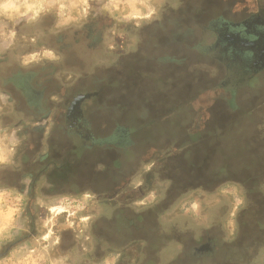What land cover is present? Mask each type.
I'll return each instance as SVG.
<instances>
[{
  "label": "rangeland",
  "instance_id": "374dc122",
  "mask_svg": "<svg viewBox=\"0 0 264 264\" xmlns=\"http://www.w3.org/2000/svg\"><path fill=\"white\" fill-rule=\"evenodd\" d=\"M236 1L227 18L245 19L247 14L234 13L247 7L264 21V0H256L257 5L254 0ZM188 2L198 0H0V264H189L193 258H176L180 241L188 249L204 233L219 238L220 245L237 231L240 244L248 246L252 234L259 240L256 252H264V70L253 86L240 89L235 85L247 84L246 76L225 79V60L219 53L194 51L182 69L167 70L172 64L161 60L164 49L153 48L150 40L160 27L171 26L175 11ZM207 23L204 17L196 22ZM85 26L91 27L87 37L82 33ZM85 38L100 45L85 50ZM213 41L208 34L205 44ZM130 52L139 54L131 66L125 56ZM154 52L160 58L152 61ZM25 75L28 88L40 93L38 104L27 100L28 88L18 83ZM169 79L175 85L170 89ZM183 89L182 101L166 110ZM93 92L98 95L85 108L90 132L97 137H110L117 126L132 128L118 104L130 105L136 114L137 145L134 155H125L124 147L117 149L119 174L98 175L95 170H101V164L89 165L83 178L78 173L82 190L52 188L44 181L36 192L8 188L18 184L16 173L26 172L19 156L31 139L24 127L48 123L41 118L45 113L54 115L63 102L66 106L78 94ZM215 100L229 101L241 113L230 133L236 148L226 151L236 164L233 174L228 180L192 181L183 190L167 192L169 183L160 170L166 171L168 154L179 146L178 138L207 131L208 109ZM31 114L40 119L34 123ZM147 120L153 124H145ZM61 123L51 137L65 145ZM16 157L19 161L13 163ZM214 158L219 156L209 162ZM53 178L67 186V178ZM157 204L163 211L156 218L150 206ZM252 253L232 256L251 260ZM219 254L222 260L229 257ZM256 260L249 264H264V253Z\"/></svg>",
  "mask_w": 264,
  "mask_h": 264
},
{
  "label": "trees",
  "instance_id": "16d2710c",
  "mask_svg": "<svg viewBox=\"0 0 264 264\" xmlns=\"http://www.w3.org/2000/svg\"><path fill=\"white\" fill-rule=\"evenodd\" d=\"M197 1V0H196ZM256 0L253 1V3ZM237 1L236 0H198L197 3H189L180 7L179 10L175 11L176 19L175 22L168 26L166 29L163 27H160V32L156 34H152V47L159 49H164L163 54H161V60L165 61L166 63L172 64L169 67V69L174 68H180L182 69L181 64H186L187 60L193 59V52H198L199 54H206V53H212L211 56L219 53V50L214 47V43L212 44H205V38L206 36L215 37L216 33L214 30L221 27V23H235L234 21L227 18L229 15V11L231 10V6H236ZM257 5V2L254 3ZM246 8V7H244ZM215 9V10H213ZM237 17L241 15L240 11H236L234 13ZM202 17L207 18L208 23L203 26H198L196 22L200 20ZM169 20V17L167 18V21ZM196 21V22H195ZM240 21V20H237ZM240 23V22H238ZM220 24V26H219ZM181 25V29L179 30V26ZM193 25H197L198 27H195ZM219 26V27H218ZM231 28V26H229ZM86 31L82 32L84 37L88 36V33L90 31L91 33V27L86 26ZM197 30V31H195ZM195 32H199V36ZM201 34V35H200ZM205 34V37L202 35ZM98 36V34H96ZM89 38V37H88ZM98 38V37H97ZM79 43V42H78ZM92 43V40L88 39L84 42V49L85 50H94L98 48L100 43L96 44H90ZM80 44V43H79ZM144 47V43L143 46ZM151 47V48H152ZM208 51V52H207ZM136 52V50H135ZM144 50L141 52L143 53ZM139 54H135L133 52L125 54L126 57L130 58L129 60V66L134 65L136 63V57ZM208 55V54H207ZM250 55V54H249ZM155 52L152 54L151 59L158 60L160 57H154ZM210 57V56H209ZM225 60V59H224ZM223 60V61H224ZM226 61V60H225ZM226 69V62H223ZM170 70L169 72H172ZM248 71H256L253 76L250 77L248 80V84H254L257 81L258 77V70L256 68L254 69H247ZM245 71V70H244ZM147 73V72H146ZM27 75L20 77L19 79V85L28 88L30 85L26 84L28 82ZM147 77V76H146ZM199 79V78H198ZM181 80H178V82ZM199 81V80H198ZM167 87L170 89L174 87L173 80L169 79L167 81ZM180 86V84L176 85ZM187 89H183L181 93L177 92L172 97V102L166 105L167 109H172L175 102L182 101V97L185 96V91ZM36 92V91H35ZM171 92V91H169ZM24 94V93H23ZM36 96L31 92V90L28 88L26 89V98H30V103L38 104L40 101V94L38 92L35 93ZM195 97V96H193ZM120 112L122 116L125 115L128 117V119L133 118L134 114V108H131L130 105H119ZM134 107V106H133ZM169 107V108H168ZM129 108V109H128ZM236 108V106L231 104V102H222L219 103V100L213 101V103L209 106L208 109V119H211L213 123H211V127H207V131H201L199 135L197 136H189L188 139L178 138L177 142H179V146L177 149H175L173 152L168 154L167 160L169 162L165 165L166 171L160 170L162 174V178H164L168 183L167 192L172 189L180 190L184 189V186L187 185L188 182H207L210 181L214 183L218 180H228L230 179L231 175L233 174L234 165L230 167L228 165L229 163L223 162L221 164L222 166L218 168H212L211 166L208 167L209 158H211V155H219L223 158L226 157L225 150L227 149V141L228 138H226V134L230 135V133L233 131V127L237 125V119L240 118V113ZM139 119V117H138ZM235 123H233L234 121ZM144 121V120H143ZM210 122V120H209ZM145 124H153L152 120L145 121ZM126 131H120L118 133V137L114 138V142H117V145L114 143V147L121 149L124 147V154L125 155H134V149L137 145V142L133 141L131 139V134L129 129H123ZM120 134V135H119ZM183 140V141H182ZM233 141H230L232 143ZM119 144V145H118ZM121 153V152H120ZM218 161V159H217ZM117 163L119 164V160H116L114 162V166H117ZM228 165V166H226ZM119 166V165H118ZM208 167V170L206 169ZM242 167V166H240ZM166 192V193H167ZM160 203H163L160 202ZM158 206L160 204H157L150 208V211H152V214H155V217L160 214V212L163 211V209L158 210ZM158 210V211H157ZM154 217V215H153ZM157 218V217H156ZM131 222V221H130Z\"/></svg>",
  "mask_w": 264,
  "mask_h": 264
},
{
  "label": "crops",
  "instance_id": "0c3cea01",
  "mask_svg": "<svg viewBox=\"0 0 264 264\" xmlns=\"http://www.w3.org/2000/svg\"><path fill=\"white\" fill-rule=\"evenodd\" d=\"M238 10V9H237ZM238 11L241 12V15H243V13H245V15L247 14L245 19H242L240 21H235V23H226L223 22L225 24H239L240 23H244L249 21V19L253 16H255L256 14H252V10H250L249 8H241ZM257 20H259L262 24H264V21H261L258 17H256ZM222 25V23H221ZM214 43V42H213ZM220 55V54H219ZM226 62V61H225ZM259 71L264 70V65L262 66H258L256 68ZM225 79H228L230 81L233 80V78H239V76H246L245 82L247 83L248 80L250 79L251 76H253L255 74V72H250V71H244V70H239V71H234L232 72V68H227L225 69ZM234 74V75H233ZM260 74V72L258 73V75ZM238 81V80H236ZM254 85V84H253ZM252 84H241L237 83L235 85V87H237L236 89H240L246 86H253ZM35 91V90H33ZM38 92V91H36ZM39 93V92H38ZM40 94V93H39ZM98 95V92H93L92 94L89 95H85V94H78L77 96H75L72 100V102L68 105L66 104V106L63 104L61 105V108H59V111L56 112V114H52L51 111H48L47 113H45L44 116H42L41 118H43L46 122V124H40L38 122V124H33L36 125V127H39L37 125H40V134H42V136L40 137V145L36 146L35 148H33V150L30 152V154H25L23 153L22 155L19 156V158H21L22 156V165L24 166V169L26 170V172H31V175L33 177H35V184L34 187L32 188V191L34 190V192H36L35 190L37 189V187L39 186V183L41 182H45V183H49V187L55 188V187H65V188H76V190H82L83 188H85V186H83L84 184H82V182H80L81 180L78 179L79 178V174L81 172V176L83 178V176H85L86 174H88L87 170V166H91V167H98L101 164V170H95V172L99 175H103L104 172L107 174H112L113 176H115L116 174H119L120 169H118L117 166H114V162L116 160H119V154L116 147H114V143L117 145V142H114V138L118 137V133L120 131H123L126 133L125 130L123 129H129L130 131V136L131 139L133 141H137L136 140V125L137 124V120L136 117L133 115V119H127V123L131 124L133 123L132 128L130 126H117V128L114 129L112 135L108 138H103V137H97L96 132H90L92 131V129L89 126V122H87V111L85 108V103L88 100H93L96 99ZM80 96H84L82 99L79 100L78 104L76 106L75 105V99L77 97ZM87 99V100H86ZM66 99H64L65 101ZM38 106V105H37ZM36 106V107H37ZM63 110V112H62ZM239 111V109H238ZM237 111V113H238ZM39 112V111H37ZM240 112V111H239ZM61 114V115H60ZM241 114V113H240ZM29 116V115H28ZM33 119V122L36 123L39 119L37 117H35L34 115H30V119ZM76 124L81 123V127L79 129H75L73 128V126L70 125V120H74ZM61 120V125H64V130H62L63 132V136L65 138V145H60L58 144L56 141L55 143L53 142V139L51 137L52 132H55V127L56 124H58V122H60ZM210 120V122H209ZM234 121V120H233ZM237 125H239L241 118L237 119ZM206 123L208 124V128H210L212 120L211 119H207ZM235 123V121L233 122ZM130 124V125H131ZM52 125V126H51ZM48 126H50V132H46V129L48 128ZM76 126V125H74ZM33 126L29 127L32 128ZM120 135V134H119ZM234 135V134H233ZM62 136V135H60ZM51 137V138H50ZM67 137H70V139H68ZM72 137H76L75 139ZM35 138H37V136H35ZM226 138L230 139L228 141V143H230V141H232L231 138H233L231 135L226 134ZM51 139V140H50ZM72 139L71 145L68 146L67 142H69ZM62 141V140H60ZM76 141V142H75ZM46 143V148L42 149L43 146H45ZM119 145V144H118ZM242 148V144H240ZM227 147H232L233 150L236 148L235 144L230 143L227 144ZM37 148V149H36ZM230 149V148H229ZM51 150L52 152L50 153L49 157H52V160L50 163H48V166H44L42 167L41 165H39L38 163H36V167L35 169L33 168L32 170L26 165V163H31L34 161L35 157L39 156V155H45L47 154V152ZM227 151V149L225 150V152ZM235 154V152H234ZM218 155V154H217ZM233 155V153H232ZM25 156V157H24ZM214 156L211 155V157ZM219 156V155H218ZM226 159H224L223 162L229 163L228 165H230V167L233 166V164H235V162H231V158L228 155H226ZM223 158L219 156V159ZM210 159V158H209ZM218 159V160H219ZM19 159L17 160V157L15 159V161L13 163H18ZM216 163L218 164V161L216 158H214V160L211 161V163L209 162V166H213V164ZM226 165V166H228ZM222 166L221 164H219L217 166L220 167ZM93 167V168H94ZM215 168V167H213ZM85 169V170H84ZM96 169V168H95ZM98 169V168H97ZM24 173V172H23ZM96 173L93 174V177H96ZM54 174H58L63 176V178H67L68 183L67 186H64L65 184L62 183H57L55 179H59L53 178ZM80 176V177H81ZM24 180V179H23ZM55 180V181H54ZM224 181V180H222ZM26 186H24L22 189H20L18 186H11L8 188H15V189H19L20 193H22L23 189ZM40 187H45V184L43 183L42 186ZM42 191V190H41ZM24 192V191H23ZM71 193V192H70ZM153 207V206H150ZM137 213V212H136ZM136 213H132V215L130 216H136ZM134 220V219H133ZM127 221V225H131L132 223L130 222L131 220H126ZM2 229H4V227H2ZM1 233V232H0ZM241 232L237 231L235 237H233V239L231 240H225V239H221V244L218 245L219 242V238L216 239V237H212V236H206L204 233L202 235V237L199 240H195L194 245L189 247L188 249H186V247H184L183 243L180 241L178 243V248L176 251V258L179 259L182 256H186L187 258H193V261H191V263L189 264H234L235 262L238 263H242V261H246L249 264V261H252L254 258H257L256 261H259V255H261L264 252H261L259 250V253L256 252L257 250V245H258V238L254 237V235L251 234V239L247 241V243H249V245H245L244 244H240L239 240V235ZM3 234H0V239H2ZM4 237V236H3ZM236 240V241H235ZM242 240V238L240 239ZM226 243H229L228 250L226 251ZM242 243V242H241ZM218 245V246H217ZM262 247L264 248V240H262ZM253 251L252 255L253 258H251V260H247L246 256L245 259L242 258V256L238 257L237 254H235L234 256L233 253H238L239 255L247 254L248 251ZM219 253H228L229 257L225 260H222L221 258H225L224 256L220 255ZM216 254H218L217 258L215 257ZM231 254V255H230ZM219 255L221 256V258L219 257ZM174 259V258H173ZM220 259V260H218ZM243 264V263H242ZM257 264H260V261L257 262Z\"/></svg>",
  "mask_w": 264,
  "mask_h": 264
},
{
  "label": "flooded vegetation",
  "instance_id": "af4514ba",
  "mask_svg": "<svg viewBox=\"0 0 264 264\" xmlns=\"http://www.w3.org/2000/svg\"><path fill=\"white\" fill-rule=\"evenodd\" d=\"M229 26H231V28H229ZM214 31L216 33V36L213 38L214 47L219 50V54L227 61L226 66L227 68H232V72L239 70L248 71L247 69L249 68L252 70L258 66L264 65V24L257 20L256 16L251 17L249 21L244 23L233 25L222 23L221 27ZM233 33H237L240 38H238L239 41L230 43L228 35ZM86 40L87 38H85V41ZM31 92L36 96L35 91L31 90ZM27 100L30 101L31 99L28 98ZM70 125L75 129L81 127V123L76 124L75 119L72 121L70 120ZM39 131L40 126L36 127L33 125L32 128L24 127V135L29 136L31 139L26 143L25 154H28L29 151H32L33 148L40 145V137L42 134H40ZM35 136H37V138L32 139V137ZM51 152L52 151L49 150L46 156L39 155L36 160L31 163H26V165L31 170L33 168L35 169L36 163L42 167L48 166V163L52 160V157H49ZM16 175L17 181L15 184L18 183L16 186L20 189L26 186L25 188L32 190L35 184V177L31 175V172H24L21 175L16 173Z\"/></svg>",
  "mask_w": 264,
  "mask_h": 264
},
{
  "label": "water",
  "instance_id": "95a60500",
  "mask_svg": "<svg viewBox=\"0 0 264 264\" xmlns=\"http://www.w3.org/2000/svg\"><path fill=\"white\" fill-rule=\"evenodd\" d=\"M237 38H236V37ZM238 38H240V36L237 34V33H233V34H230V35H228V39H229V42L230 43H235V42H237V41H239V39ZM84 96H80V97H77L76 99H75V105L74 106H76L77 104H78V102H79V100L80 99H82Z\"/></svg>",
  "mask_w": 264,
  "mask_h": 264
}]
</instances>
